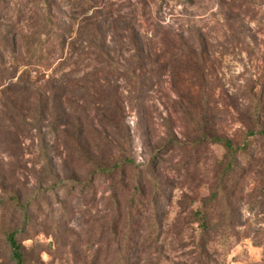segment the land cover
<instances>
[{
  "label": "rangeland",
  "instance_id": "374dc122",
  "mask_svg": "<svg viewBox=\"0 0 264 264\" xmlns=\"http://www.w3.org/2000/svg\"><path fill=\"white\" fill-rule=\"evenodd\" d=\"M167 4L94 0L89 6L81 0L70 6L55 0V21L67 30L64 57L72 46L95 54L91 31L81 28L82 22L99 26L107 39L111 65L95 68L86 56L78 70L59 68V52L36 65L16 58L18 53L9 49L12 34L35 31L43 4L0 0V40H9L8 48L0 42V264H12L6 234L23 228L15 198L33 202L32 223L19 236L27 264H91L103 255L99 222L107 213L111 181L98 177L90 190L80 193L52 189L59 178L87 182L97 169L95 161L114 164L123 139L144 172L156 159L151 175L168 198L161 210V253L146 254L141 264H158V256L159 264H264V209L252 203L264 179L260 137L249 151L254 155L252 172L240 179L238 193L231 196L234 220L217 223L204 255L198 251V224L189 218L215 187L224 155L218 144H190L200 139L203 112L209 128L235 143L264 130V111L259 119L252 114L256 104L264 108V0ZM158 24L199 29L207 36V94L182 59L174 66L153 64L135 77L129 74L135 50L124 43L132 40L130 30L150 38ZM151 46L153 54L159 46ZM76 135L97 158L82 152ZM133 175L127 171L122 180L130 184Z\"/></svg>",
  "mask_w": 264,
  "mask_h": 264
},
{
  "label": "trees",
  "instance_id": "16d2710c",
  "mask_svg": "<svg viewBox=\"0 0 264 264\" xmlns=\"http://www.w3.org/2000/svg\"><path fill=\"white\" fill-rule=\"evenodd\" d=\"M72 6L81 0H58ZM87 5L94 4V0H85ZM156 6L167 0H153ZM178 4H192L194 0H168ZM43 4V16L38 22L35 31L30 34H12L10 52L21 59H26L31 64H40L43 61H50L54 52H59L61 67L76 66L79 70L84 64L86 56L91 60V65L95 68L104 64L111 65L112 59L106 50L107 39L99 26L86 22L81 23V28L90 30L89 38L96 48L95 54L73 49L69 57H64L66 47V31L56 21L52 13L55 0H40ZM131 42L124 43V46H131L135 50V55L129 67V74L136 76L137 71L142 70L153 64H161L162 67H170L177 63L176 59H182L187 71L193 72L201 92L207 94V58L206 47L208 38L202 30L185 28L184 26L174 29L171 25H156L150 34L151 37H143L141 31L131 29ZM4 40V41H3ZM0 42L8 45L9 40L2 38ZM151 44L158 47L151 54ZM153 47V46H151ZM8 48V46H7ZM84 53V54H83ZM85 55V56H84ZM13 78V76L11 77ZM4 84V83H3ZM2 84V85H3ZM10 87L7 86V90ZM204 111V110H203ZM264 108L256 104L253 108V115L260 118ZM203 112L204 122L199 129L200 139H195L190 144L196 146L213 143L218 144L224 149L223 159L219 162V178L212 189L211 194L204 198L201 205L193 208L189 212V218L198 224L200 242L198 245L199 253H208V247L213 241V235L217 223H232L234 220V210L231 207V196L238 193L237 187L240 179L252 172L254 165V155L249 153L252 143L256 138H261L264 144V130L260 132H250L240 143H235L231 138L218 134L214 128L211 129L210 122ZM75 143L81 147L82 152L87 153L79 137H73ZM178 146L184 144L177 142ZM122 150L114 164L103 161H95L96 171L85 183H80L77 179L56 180L53 192L80 193L90 190L95 179L103 177L111 181L112 194L107 203L106 216L100 220L99 239L103 241L105 251L102 256L98 255L91 259V264L100 261L101 264H141V258L146 254L161 253L159 249L162 245L164 234L163 218L161 210L168 201L162 194L163 189L157 179L151 175L155 158L146 166V172L136 163L131 145L123 139ZM93 158L94 155H90ZM95 157V156H94ZM97 158V157H95ZM127 171L134 173L129 183L122 180L126 177ZM121 181H120V180ZM261 181V180H260ZM259 189L253 193V206L264 209V179L258 183ZM161 193V195H160ZM15 203L19 207L23 217V228L8 232L5 236V243L8 250V259L12 264H27L25 247L19 240L23 231H27L32 223L31 209L33 202H22L15 198ZM3 205L0 200V207ZM264 213V212H263ZM158 264L161 259L156 258Z\"/></svg>",
  "mask_w": 264,
  "mask_h": 264
}]
</instances>
